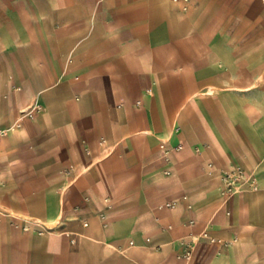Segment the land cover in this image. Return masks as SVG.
<instances>
[{
    "label": "crops",
    "instance_id": "0c3cea01",
    "mask_svg": "<svg viewBox=\"0 0 264 264\" xmlns=\"http://www.w3.org/2000/svg\"><path fill=\"white\" fill-rule=\"evenodd\" d=\"M0 210V264H264V0H0Z\"/></svg>",
    "mask_w": 264,
    "mask_h": 264
},
{
    "label": "built area",
    "instance_id": "2783aa9c",
    "mask_svg": "<svg viewBox=\"0 0 264 264\" xmlns=\"http://www.w3.org/2000/svg\"><path fill=\"white\" fill-rule=\"evenodd\" d=\"M177 1V0H172ZM104 142V140H102ZM224 189L223 195L225 197V201L229 200L231 197L237 195L241 191V187L244 183H251L253 189H255V181L252 175H246L243 170L235 169L231 172L225 173L223 177ZM0 215H2V211L0 210ZM205 235H203L204 237ZM186 257L188 255H185Z\"/></svg>",
    "mask_w": 264,
    "mask_h": 264
}]
</instances>
